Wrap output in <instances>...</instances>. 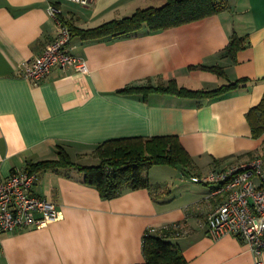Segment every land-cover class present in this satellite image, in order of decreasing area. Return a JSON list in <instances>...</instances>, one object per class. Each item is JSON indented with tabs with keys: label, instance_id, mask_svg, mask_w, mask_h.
<instances>
[{
	"label": "crops",
	"instance_id": "crops-1",
	"mask_svg": "<svg viewBox=\"0 0 264 264\" xmlns=\"http://www.w3.org/2000/svg\"><path fill=\"white\" fill-rule=\"evenodd\" d=\"M49 1L0 0V180L57 159L60 147L76 163L95 164L97 146L132 136H178L193 167L156 165L162 168L149 174L151 188L127 186L112 198L102 197L76 166L38 171L33 192L56 202L62 217L43 228L0 232V264L140 263L146 230L176 222L189 228L172 239L186 264H258L247 241L209 234L208 214L220 196L206 202L214 186L188 176L264 155V132L255 135L249 117L264 98V0H219L222 11L158 31L145 25L99 40L73 36L68 49L87 61L90 73L55 67L35 84L22 76V64L58 34ZM167 1L57 3L62 18L89 29ZM235 32L246 37V46L232 57L227 47ZM197 66H220L225 73ZM172 78L205 91L245 81L204 98L120 91Z\"/></svg>",
	"mask_w": 264,
	"mask_h": 264
},
{
	"label": "trees",
	"instance_id": "trees-1",
	"mask_svg": "<svg viewBox=\"0 0 264 264\" xmlns=\"http://www.w3.org/2000/svg\"><path fill=\"white\" fill-rule=\"evenodd\" d=\"M224 9L219 0H168L161 7H146L138 9L133 15L114 19L94 28H80L64 21L69 25L71 35L80 36L85 40H99L124 34L135 33L145 25L151 31H158L179 26L192 21L214 15ZM246 46V37L234 33L228 47V54L234 57ZM224 75L220 66H197ZM245 80H239L229 85L213 90H196L180 86L175 78L165 83L146 86H130L120 90L124 93L160 92L185 97H216ZM252 128L255 135L264 132V98L260 105L250 111ZM95 154L99 162L95 164H80L72 160L64 147H60L57 159L43 160L31 163L27 170L38 173L46 169H59L76 166L85 172V180L95 186L104 198H112L130 186L133 189L151 188L150 175L144 173L156 165H169L190 169L193 158L186 150L178 136H132L107 140L96 147ZM192 174V175H198ZM190 175V176H192ZM182 222L171 223L161 228H149L143 239L145 260L134 264H186L187 260L181 247L172 239L181 235L177 226Z\"/></svg>",
	"mask_w": 264,
	"mask_h": 264
},
{
	"label": "built area",
	"instance_id": "built-area-1",
	"mask_svg": "<svg viewBox=\"0 0 264 264\" xmlns=\"http://www.w3.org/2000/svg\"><path fill=\"white\" fill-rule=\"evenodd\" d=\"M57 1L50 0L48 4V11L59 27L57 36L41 54L22 64V76L35 84L43 81L55 67H74L81 75L90 73L87 61L68 49L71 30L62 18ZM67 1L81 5L91 3V0ZM190 179L214 186L206 202L220 196L208 214L209 234L213 238L234 235L247 241L258 264H264V155L224 168H213L208 173L192 175ZM37 181V173L19 168L9 179L0 180V232L43 228L62 217L56 202L33 192ZM177 228L181 234L189 232L185 224Z\"/></svg>",
	"mask_w": 264,
	"mask_h": 264
},
{
	"label": "rangeland",
	"instance_id": "rangeland-1",
	"mask_svg": "<svg viewBox=\"0 0 264 264\" xmlns=\"http://www.w3.org/2000/svg\"><path fill=\"white\" fill-rule=\"evenodd\" d=\"M82 161H83V162H86V163H95V161H92L91 158H86V159H84V160H82ZM170 167L173 168L172 166H170ZM152 168H154V169H153L150 173H149L150 170H149V171L145 170L144 173H145L146 175H147V173H148V174H151L152 177H155V175H156L155 170H157V172H158L159 170H161L162 167L153 166ZM174 168H175V167H174ZM172 170H173V169H172ZM176 170H177V169H176ZM158 173H159V172H158ZM159 176L162 178V177H165L166 175H161V174H160ZM187 176H188V175H187ZM188 177H189V179H190L191 176L189 175ZM179 180H180V179H179ZM200 184H201V183H200Z\"/></svg>",
	"mask_w": 264,
	"mask_h": 264
},
{
	"label": "water",
	"instance_id": "water-1",
	"mask_svg": "<svg viewBox=\"0 0 264 264\" xmlns=\"http://www.w3.org/2000/svg\"><path fill=\"white\" fill-rule=\"evenodd\" d=\"M252 202V204H253V201H251Z\"/></svg>",
	"mask_w": 264,
	"mask_h": 264
}]
</instances>
